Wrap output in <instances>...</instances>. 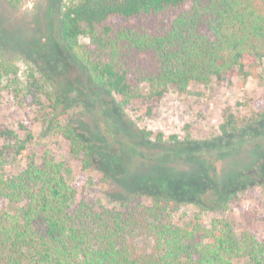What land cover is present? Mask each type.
I'll return each mask as SVG.
<instances>
[{"label":"trees","instance_id":"trees-1","mask_svg":"<svg viewBox=\"0 0 264 264\" xmlns=\"http://www.w3.org/2000/svg\"><path fill=\"white\" fill-rule=\"evenodd\" d=\"M57 20L62 50L122 112L139 103L149 113L169 90L231 81L264 60V0H65ZM3 56L0 50V79L10 80L14 96L37 108L46 97L56 112L60 96L32 70L20 84ZM54 117V134L91 169L95 147ZM32 123L22 120L15 131L0 122V198L14 207L0 211V264H264V237L256 231L237 233L222 219L205 227L199 214L177 223L166 194L117 209L75 203L64 164L48 150L10 173V159L28 152Z\"/></svg>","mask_w":264,"mask_h":264},{"label":"rangeland","instance_id":"rangeland-1","mask_svg":"<svg viewBox=\"0 0 264 264\" xmlns=\"http://www.w3.org/2000/svg\"><path fill=\"white\" fill-rule=\"evenodd\" d=\"M64 1L0 0V50L17 67L19 83L32 70L61 98L56 112L46 97L40 108L28 106L8 78L0 79V122L17 131L18 122L34 121L28 152L11 158L8 171L17 173L30 156L38 162L48 150L64 164L75 203L117 209L166 194L177 223L199 214L205 227L222 219L237 233L264 237V60L231 81L191 84L183 94L169 90L149 113L139 103L122 112L117 98L90 87L62 50L57 13ZM52 113L95 147L91 169L84 171L69 143L54 134ZM227 121L231 126L222 131ZM0 211L14 207L0 198Z\"/></svg>","mask_w":264,"mask_h":264}]
</instances>
